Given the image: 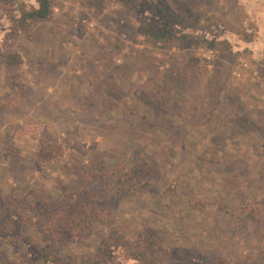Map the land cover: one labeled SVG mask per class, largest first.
Listing matches in <instances>:
<instances>
[{"label": "rangeland", "instance_id": "374dc122", "mask_svg": "<svg viewBox=\"0 0 264 264\" xmlns=\"http://www.w3.org/2000/svg\"><path fill=\"white\" fill-rule=\"evenodd\" d=\"M157 7L189 22L168 26L184 41L144 35ZM35 8L0 5V198L23 235L75 264L106 245L107 264H135L123 253L153 233L158 264H264V0H51L20 28ZM82 191L95 222L44 238L39 212Z\"/></svg>", "mask_w": 264, "mask_h": 264}, {"label": "trees", "instance_id": "16d2710c", "mask_svg": "<svg viewBox=\"0 0 264 264\" xmlns=\"http://www.w3.org/2000/svg\"><path fill=\"white\" fill-rule=\"evenodd\" d=\"M11 1L17 0H0V5ZM35 4V9L23 11L20 19L17 20L20 28H25L30 22L45 21L51 16V0H35ZM152 13L162 25L157 27L154 22H149L144 31L145 36L157 42L186 39L185 36H176L175 31L168 27L169 25L187 27L189 22L186 19L165 11L162 7H157ZM5 58L9 66L20 64L16 54L7 55ZM59 151L58 144L46 145L41 148L38 159L50 162L52 158L58 157ZM11 204V200L3 202L0 198V237L14 243L19 240L22 249L14 260H9L0 254V264H75L71 256H59L42 250L37 242L25 237L22 231L27 221L16 210L11 209ZM101 208L89 193L82 191L71 207H44L35 220V227L46 239L70 242L84 235L88 225L98 218V209ZM159 242L160 235L153 233V239L138 242L129 251L122 253L127 259L135 261V264H158L153 260L152 254L157 250ZM109 256L110 246H101L96 254L87 259L86 264H107L110 262Z\"/></svg>", "mask_w": 264, "mask_h": 264}, {"label": "crops", "instance_id": "0c3cea01", "mask_svg": "<svg viewBox=\"0 0 264 264\" xmlns=\"http://www.w3.org/2000/svg\"><path fill=\"white\" fill-rule=\"evenodd\" d=\"M42 119H43V118H42ZM41 121H42V120H41ZM41 121H40V122H41Z\"/></svg>", "mask_w": 264, "mask_h": 264}]
</instances>
